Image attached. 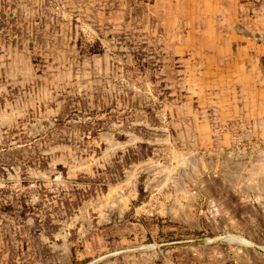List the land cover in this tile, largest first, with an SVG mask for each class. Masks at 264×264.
<instances>
[{"label": "rangeland", "instance_id": "374dc122", "mask_svg": "<svg viewBox=\"0 0 264 264\" xmlns=\"http://www.w3.org/2000/svg\"><path fill=\"white\" fill-rule=\"evenodd\" d=\"M0 264H264V0H0Z\"/></svg>", "mask_w": 264, "mask_h": 264}]
</instances>
